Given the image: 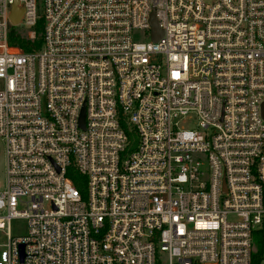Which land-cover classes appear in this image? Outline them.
<instances>
[{"label":"built area","instance_id":"1","mask_svg":"<svg viewBox=\"0 0 264 264\" xmlns=\"http://www.w3.org/2000/svg\"><path fill=\"white\" fill-rule=\"evenodd\" d=\"M263 106L264 0H0V264H252Z\"/></svg>","mask_w":264,"mask_h":264},{"label":"trees","instance_id":"2","mask_svg":"<svg viewBox=\"0 0 264 264\" xmlns=\"http://www.w3.org/2000/svg\"><path fill=\"white\" fill-rule=\"evenodd\" d=\"M42 20L39 19L33 27L35 31V37L29 38L26 34H23L21 29L17 26H10L8 33V41L12 46L19 47L26 52L33 51L41 46L42 43ZM74 185L77 188L83 187L84 177L77 173L71 176ZM264 256V231L260 230L255 234L254 251L252 253V264H257Z\"/></svg>","mask_w":264,"mask_h":264},{"label":"rangeland","instance_id":"3","mask_svg":"<svg viewBox=\"0 0 264 264\" xmlns=\"http://www.w3.org/2000/svg\"><path fill=\"white\" fill-rule=\"evenodd\" d=\"M37 13L40 15L43 13V0H35ZM21 29L23 34H26L29 38H32L29 33V29L17 26ZM35 37V36H34ZM33 37V38H34ZM188 126L195 127V123H188ZM5 187V155H4V142L0 139V190H3ZM84 190V187H82ZM25 206L20 204L18 205V209H24ZM4 232L9 231L10 235L15 236H23L27 234L28 231V222L24 217H16L12 218L9 223V227H5ZM5 233L0 234V242H4ZM264 264V261L262 262Z\"/></svg>","mask_w":264,"mask_h":264},{"label":"water","instance_id":"4","mask_svg":"<svg viewBox=\"0 0 264 264\" xmlns=\"http://www.w3.org/2000/svg\"><path fill=\"white\" fill-rule=\"evenodd\" d=\"M22 11L17 8L16 4H13L11 7V11L9 14V19L12 25H18L20 21ZM151 39L157 40L162 35V29L158 26V23L155 19L153 13H151ZM263 114H264V106H263ZM80 126L84 127V108H82L81 116H80Z\"/></svg>","mask_w":264,"mask_h":264}]
</instances>
